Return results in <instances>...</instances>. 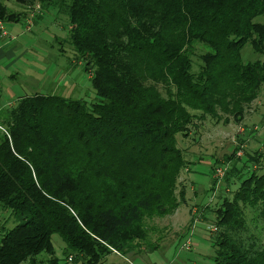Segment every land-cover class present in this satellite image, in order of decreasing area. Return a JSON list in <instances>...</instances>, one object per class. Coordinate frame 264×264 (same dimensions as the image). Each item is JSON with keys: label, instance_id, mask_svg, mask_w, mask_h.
Returning a JSON list of instances; mask_svg holds the SVG:
<instances>
[{"label": "trees", "instance_id": "1", "mask_svg": "<svg viewBox=\"0 0 264 264\" xmlns=\"http://www.w3.org/2000/svg\"><path fill=\"white\" fill-rule=\"evenodd\" d=\"M54 8L67 12L75 61L92 73L97 99L36 94L11 109L0 213L14 226L2 225L0 264H111V254L146 250L136 243L143 222L176 208L188 166L177 136L197 117L241 124L264 88V63L241 57L248 44L264 54V25L255 22L264 0H57ZM262 150L236 158L234 148L247 176L214 212L213 264H264L247 221L250 211L264 228V141ZM41 254L48 260L37 262Z\"/></svg>", "mask_w": 264, "mask_h": 264}, {"label": "rangeland", "instance_id": "2", "mask_svg": "<svg viewBox=\"0 0 264 264\" xmlns=\"http://www.w3.org/2000/svg\"><path fill=\"white\" fill-rule=\"evenodd\" d=\"M54 2L57 0H0L4 13L0 17L5 18V21L0 20V29L3 27L4 30L0 36V49L5 55L0 57V142L4 136L9 137L6 123L21 96L57 95L69 100L81 99L87 104L97 99L90 81L92 73L85 71L84 60L75 61L76 48L68 39L67 12L58 13ZM42 6L47 8L43 10ZM18 15L20 21L6 22V18L15 19ZM255 22L264 25V15ZM241 57L243 62L264 63V54H253L249 44L242 50ZM194 61L198 63L196 58ZM260 90L241 124L231 118L221 117L217 123L214 118L199 120L197 117L186 128L184 137L177 136V147L188 166L181 172L175 188L176 208L165 216L143 222L145 240L136 243H142L140 250L149 244L146 250L127 257L111 254L109 263L213 264L215 249L211 239L217 215L214 212L223 207L224 200L232 199L241 180L246 178L243 176H247L246 157L232 161L234 148H239L236 158L245 153H253L256 157L263 152L264 88ZM160 93L165 97V91L160 90ZM212 168H220L216 170L220 177L217 183ZM224 170L228 171L226 180L222 178ZM247 214L253 240L257 246L264 247L263 225L259 222L251 224L250 220L255 221L254 215L250 211ZM2 219L0 213V237L2 225L7 230L14 226L12 220L3 222ZM52 243L56 256L62 258L63 245L57 235L52 237ZM47 260L45 254L36 257L37 262ZM29 262L26 260L22 264Z\"/></svg>", "mask_w": 264, "mask_h": 264}, {"label": "crops", "instance_id": "3", "mask_svg": "<svg viewBox=\"0 0 264 264\" xmlns=\"http://www.w3.org/2000/svg\"><path fill=\"white\" fill-rule=\"evenodd\" d=\"M0 24H1V22H0ZM1 25H2V24H1ZM4 29H5V27H4ZM1 32H2V34L4 33L3 27H2V30L0 29V36H2V35H1ZM3 54H4V53H3L2 49H0V57L5 56V55H3ZM8 56L10 57V56H12V55L9 54ZM20 98H23V96L19 97V99H20ZM19 99H18V100H19Z\"/></svg>", "mask_w": 264, "mask_h": 264}, {"label": "built area", "instance_id": "4", "mask_svg": "<svg viewBox=\"0 0 264 264\" xmlns=\"http://www.w3.org/2000/svg\"><path fill=\"white\" fill-rule=\"evenodd\" d=\"M212 231H214V232H215V231H216V229H215V228H213V230H212ZM69 260H70V259H69Z\"/></svg>", "mask_w": 264, "mask_h": 264}]
</instances>
